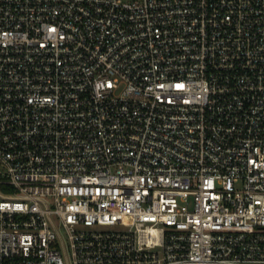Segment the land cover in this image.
I'll use <instances>...</instances> for the list:
<instances>
[{
	"label": "built area",
	"instance_id": "obj_1",
	"mask_svg": "<svg viewBox=\"0 0 264 264\" xmlns=\"http://www.w3.org/2000/svg\"><path fill=\"white\" fill-rule=\"evenodd\" d=\"M0 264H264V0H0Z\"/></svg>",
	"mask_w": 264,
	"mask_h": 264
},
{
	"label": "rangeland",
	"instance_id": "obj_2",
	"mask_svg": "<svg viewBox=\"0 0 264 264\" xmlns=\"http://www.w3.org/2000/svg\"><path fill=\"white\" fill-rule=\"evenodd\" d=\"M0 190H1V191H4L1 187H0Z\"/></svg>",
	"mask_w": 264,
	"mask_h": 264
}]
</instances>
